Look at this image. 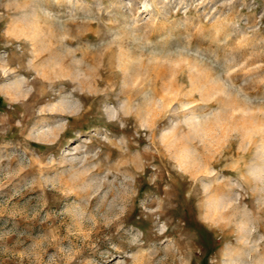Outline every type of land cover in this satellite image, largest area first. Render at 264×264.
<instances>
[{"label": "rangeland", "instance_id": "1", "mask_svg": "<svg viewBox=\"0 0 264 264\" xmlns=\"http://www.w3.org/2000/svg\"><path fill=\"white\" fill-rule=\"evenodd\" d=\"M262 223L264 0H0V264H264Z\"/></svg>", "mask_w": 264, "mask_h": 264}, {"label": "clouds", "instance_id": "2", "mask_svg": "<svg viewBox=\"0 0 264 264\" xmlns=\"http://www.w3.org/2000/svg\"><path fill=\"white\" fill-rule=\"evenodd\" d=\"M179 108V105L177 106ZM183 117L180 115H176L172 117V122H176L181 120ZM95 147L93 150H95ZM232 183H239V181L236 178H233ZM189 185H185L182 191L184 193L188 192ZM217 193L222 194L224 196H228L230 193L227 192L225 189L222 188H217L216 192L212 193H203L200 194L202 199H207L211 195H216ZM91 196H100L101 193L98 190H93L92 193H90ZM232 198L235 200V193H232ZM185 201L181 199L180 197H177V208L173 211H169L166 215H164L161 218V222H167L170 217H172V222L168 224V229L169 235H173L175 233V230L180 226L187 224L188 222V217L191 215V207L189 206L188 208L182 207L184 205ZM96 205H93L95 207ZM128 224V227H125L123 231L121 232L119 239L122 240L125 244H128L130 247L134 246V238L136 237V231L135 230H140L144 232L143 240L140 241L141 243H152L154 241H158L160 239H163V237L159 235H154V227L153 226H147L146 227V222L143 221V219H136L135 216L129 217V219L126 222ZM261 227L264 228V223L261 224ZM129 228L135 229L133 231H129ZM249 239H253L254 236L252 233H249L248 235ZM230 240V234L228 232H225L223 234V239L221 240H214L213 241V248L215 249L218 245H222L225 241ZM178 244L183 246L184 241L178 240ZM242 243V241H241ZM264 243V242H262ZM193 247H199L201 249V256L199 257L201 264H208V260L210 259V254L208 249L204 246L202 243V237L200 240H194L193 241ZM218 255V252L216 253ZM173 264H176L175 260H173ZM239 264H247V260L244 259L243 257L240 258Z\"/></svg>", "mask_w": 264, "mask_h": 264}, {"label": "bare ground", "instance_id": "3", "mask_svg": "<svg viewBox=\"0 0 264 264\" xmlns=\"http://www.w3.org/2000/svg\"><path fill=\"white\" fill-rule=\"evenodd\" d=\"M100 83V82H99Z\"/></svg>", "mask_w": 264, "mask_h": 264}]
</instances>
